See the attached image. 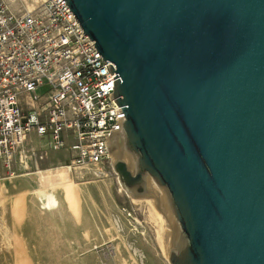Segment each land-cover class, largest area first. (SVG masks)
I'll list each match as a JSON object with an SVG mask.
<instances>
[{
	"label": "water",
	"instance_id": "1",
	"mask_svg": "<svg viewBox=\"0 0 264 264\" xmlns=\"http://www.w3.org/2000/svg\"><path fill=\"white\" fill-rule=\"evenodd\" d=\"M114 71L113 171L170 264H264V0H63Z\"/></svg>",
	"mask_w": 264,
	"mask_h": 264
},
{
	"label": "built area",
	"instance_id": "2",
	"mask_svg": "<svg viewBox=\"0 0 264 264\" xmlns=\"http://www.w3.org/2000/svg\"><path fill=\"white\" fill-rule=\"evenodd\" d=\"M114 71L63 0H0V160L12 169L48 150L67 149L62 166L102 173L121 111ZM45 148V149H46Z\"/></svg>",
	"mask_w": 264,
	"mask_h": 264
},
{
	"label": "rangeland",
	"instance_id": "3",
	"mask_svg": "<svg viewBox=\"0 0 264 264\" xmlns=\"http://www.w3.org/2000/svg\"><path fill=\"white\" fill-rule=\"evenodd\" d=\"M32 140L46 152L37 165L15 160L9 170L0 160V264H170L152 198L121 188L111 155L102 173L84 176L62 168L67 149Z\"/></svg>",
	"mask_w": 264,
	"mask_h": 264
},
{
	"label": "bare ground",
	"instance_id": "4",
	"mask_svg": "<svg viewBox=\"0 0 264 264\" xmlns=\"http://www.w3.org/2000/svg\"><path fill=\"white\" fill-rule=\"evenodd\" d=\"M38 172H40V171H38ZM42 174H43V173H42ZM33 175H34L33 178L37 181L38 179H37L36 173H34ZM43 179H44V177H43ZM121 188H122L123 190H125V187H124L122 184H121ZM134 200H135V201H138V202H139V201L141 202V200H140L139 198H138V199H134ZM137 205H138V204H137ZM150 206H151V205H150ZM152 208H153L152 210L154 211V214L159 218L158 213H157V211H156V208H154V206H152ZM152 210H151V211H152ZM151 214H152V213H151ZM154 214H152V215H154ZM156 216H155V217H156ZM157 217H156V218H157ZM153 218H154V217H153ZM156 220H157V219H156ZM159 237H160V242H161V244H162V240H163L164 238H163L162 236H159ZM166 242H167V241H166ZM164 244H166V243L164 242ZM162 245H163V244H162ZM166 245H167V244H166Z\"/></svg>",
	"mask_w": 264,
	"mask_h": 264
},
{
	"label": "crops",
	"instance_id": "5",
	"mask_svg": "<svg viewBox=\"0 0 264 264\" xmlns=\"http://www.w3.org/2000/svg\"><path fill=\"white\" fill-rule=\"evenodd\" d=\"M33 136H35V135H31V136H30L31 142H33V140H32V137H33ZM35 137H37V136H35ZM39 139H40V141H41V146H43V148H44V147L46 148L47 140H46V139H42V138H39ZM33 162H34V161H32V160L29 161V162L27 163L26 167H28V165H29V167H30L31 164L33 165V164H34ZM38 162H39V161H38ZM38 162H37V163H38ZM37 163L35 162L36 165H37Z\"/></svg>",
	"mask_w": 264,
	"mask_h": 264
}]
</instances>
